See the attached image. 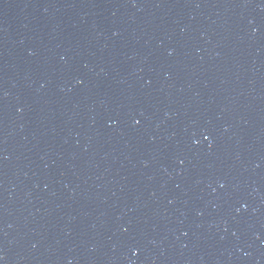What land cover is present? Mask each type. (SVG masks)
<instances>
[{
  "label": "water",
  "instance_id": "1",
  "mask_svg": "<svg viewBox=\"0 0 264 264\" xmlns=\"http://www.w3.org/2000/svg\"><path fill=\"white\" fill-rule=\"evenodd\" d=\"M0 264H264V0H0Z\"/></svg>",
  "mask_w": 264,
  "mask_h": 264
}]
</instances>
